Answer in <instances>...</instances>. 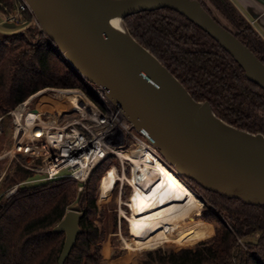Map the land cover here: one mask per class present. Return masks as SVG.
<instances>
[{"label":"trees","instance_id":"1","mask_svg":"<svg viewBox=\"0 0 264 264\" xmlns=\"http://www.w3.org/2000/svg\"><path fill=\"white\" fill-rule=\"evenodd\" d=\"M19 1L0 0V10L13 11ZM198 1L264 62V37L232 1ZM125 22L132 36L175 74L195 100L209 101L215 115L232 126L264 134V89L206 30L172 8L143 11L126 17ZM30 29L32 36H39L37 41L24 33L0 40V118L7 121L18 105L48 87L82 88L97 99L56 44L35 27ZM118 160L111 155L99 163L81 191L80 182L66 176L33 184L38 173L12 163L0 181L3 190L18 186L15 193L0 198V264H59L66 234L56 232L54 226L70 208L82 213V231L65 264H126L118 261L116 244L113 252L104 244L106 233L96 224L101 177L112 161L120 165ZM180 177L207 196L203 214L218 225L199 219L210 231L191 242H197L195 246L149 251L137 264H264V205L249 204Z\"/></svg>","mask_w":264,"mask_h":264},{"label":"water","instance_id":"2","mask_svg":"<svg viewBox=\"0 0 264 264\" xmlns=\"http://www.w3.org/2000/svg\"><path fill=\"white\" fill-rule=\"evenodd\" d=\"M42 32L82 76L103 87L132 127L179 175L249 204L264 205V134L232 126L209 101L195 100L175 74L136 40L125 18L172 8L206 30L264 89V62L198 0H26ZM120 21L121 30L111 23ZM8 27L16 24L5 22ZM22 33V32H21ZM68 209L54 227L66 234L65 264L81 233Z\"/></svg>","mask_w":264,"mask_h":264},{"label":"built area","instance_id":"3","mask_svg":"<svg viewBox=\"0 0 264 264\" xmlns=\"http://www.w3.org/2000/svg\"><path fill=\"white\" fill-rule=\"evenodd\" d=\"M6 11V22L26 26L34 21L39 25L26 0H20L13 11L6 7ZM87 84L97 99H92L84 89L79 88L75 89L79 94L78 105L62 112L53 110L45 115L49 109H32L28 101L11 111L14 137L8 154L25 168L41 174L43 177L38 180L72 177L80 182L81 190L96 166L111 155H116L122 163L117 149H131L125 147L129 139L135 137L140 147L151 146L146 137L121 115L120 107L108 98L103 87L88 80ZM64 90L68 89L61 91ZM31 111L34 113L29 120ZM71 114L76 116L64 118ZM123 172L126 173V169ZM35 181L37 179L31 180ZM17 190L18 186L8 195Z\"/></svg>","mask_w":264,"mask_h":264},{"label":"bare ground","instance_id":"4","mask_svg":"<svg viewBox=\"0 0 264 264\" xmlns=\"http://www.w3.org/2000/svg\"><path fill=\"white\" fill-rule=\"evenodd\" d=\"M113 25L123 30V24L111 19ZM63 104H57L53 110L62 112L77 106L79 94L74 89L64 90L60 94ZM50 108V107H49ZM39 111L43 107L37 108ZM46 109V108H45ZM121 109V108H120ZM34 111L30 112L29 120ZM123 115L121 109V115ZM158 148L142 145L138 149H117L124 163L132 165V174H120L116 165L102 177L101 191L108 193L118 181L128 182L132 186V195L128 201L131 214L128 215L130 237H123L128 249L139 251L158 248L171 239L168 229L182 217L201 204L185 180L160 155ZM178 237H181L180 235Z\"/></svg>","mask_w":264,"mask_h":264},{"label":"rangeland","instance_id":"5","mask_svg":"<svg viewBox=\"0 0 264 264\" xmlns=\"http://www.w3.org/2000/svg\"><path fill=\"white\" fill-rule=\"evenodd\" d=\"M213 11H214V14L222 22H224L227 26L231 27L230 24L221 17V15L216 11V9H213ZM6 14L7 13H4L0 10V40H2L6 36L21 34L22 32L26 36H28L30 40L37 41V39H39V36L37 38L32 36L30 32L31 26L35 27V30L37 33L39 31L43 33L42 28L40 27V24L38 25L34 21L32 22L30 21V23H28L26 26H21V25H16L15 27L6 26L5 25ZM63 89L74 91L75 88L48 87L44 90H41L35 93L34 95H32V97H30L26 101H28V104L30 105L32 109L40 108V107H43L44 110L49 109L48 111H46L47 113L45 114V115H48L49 113H51V111L54 112L52 108H55L57 104H60V105L63 104L62 102H60L61 101L60 94H62L61 90ZM74 116H76V114H71L70 116L64 117V118H72ZM13 119H14V116L11 114V112H10V119H7V121L4 120L3 118L2 119L0 118V181L2 180L4 175L9 171V168L11 167L10 165L12 163H15V162H17L18 164L20 163L16 159H11V157L8 154L13 144V137H14L13 135L14 120ZM139 144L140 143H138L134 137L132 139H129L125 147H129L131 149L133 148L135 150L140 147ZM157 150L159 151V149ZM118 161L120 165L118 164V162L112 161L109 168H112V166L116 165L118 166L117 168L120 174H123L124 173L123 171L126 169V174L127 175L129 174L128 176H131L132 174L131 163H129L128 160L126 163H124L123 159H122V163L124 164H122L120 160ZM40 177H43V176L41 174H38L35 177L37 181L33 182V184L39 181H45V180H38V179H41ZM101 181H102V177H101ZM101 181L99 183V192H98V195H99L98 204L100 207L99 209L100 211L98 212L97 217H96V224L100 226V228L104 230L106 233V238H105L106 242L104 244L111 246L112 252L114 251V247L112 246L113 244H116L117 247L119 248L120 257L118 261L120 262H123L126 264H137L139 260L145 257V254L149 251H155L160 248H164L167 250H172V249L177 250L181 248H191L192 246H195L197 242L196 243H191V242L200 240L203 236L206 235L207 232L210 231V226L209 225L204 226L202 223L198 222L199 219L203 221L204 223L215 224L216 226L218 225V223L215 221H209L207 218H205L203 214L205 211V208H204L205 203L208 201L207 196L204 195L202 192H200L197 188H193L190 185L193 192H195L196 196L201 200V204L197 205L196 207H194V209L190 210L188 214L182 217L178 222H175V224H173L168 229V233L172 237H175L176 235L178 236L180 235L181 237L177 236L175 239L173 238L167 241L165 244L160 245V247L158 248L145 249V250H139V251L128 249L125 245V242L123 241V237H127V238L130 237V225L128 222V215L131 214V210H129L128 201L130 200L131 195H132L131 194L132 186L128 182H123L120 180L118 181L116 186L112 188V191L108 193H104L101 191V188H100ZM15 187L8 188L6 190L5 189L3 190L0 188V198L7 197L13 194L11 193L8 195V193H10L11 190L15 189ZM79 190H80V187H79ZM70 209H74V208H70ZM115 222H117V226L115 225ZM212 236L206 237V239H209ZM254 238L255 237L252 236V238H249V240H252ZM206 239H203V240H206ZM182 243H191V244H182Z\"/></svg>","mask_w":264,"mask_h":264},{"label":"crops","instance_id":"6","mask_svg":"<svg viewBox=\"0 0 264 264\" xmlns=\"http://www.w3.org/2000/svg\"><path fill=\"white\" fill-rule=\"evenodd\" d=\"M257 32L264 37V0H230Z\"/></svg>","mask_w":264,"mask_h":264}]
</instances>
